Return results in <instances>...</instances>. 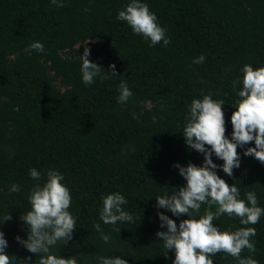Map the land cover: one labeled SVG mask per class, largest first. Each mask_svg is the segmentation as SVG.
Segmentation results:
<instances>
[{"label": "trees", "instance_id": "16d2710c", "mask_svg": "<svg viewBox=\"0 0 264 264\" xmlns=\"http://www.w3.org/2000/svg\"><path fill=\"white\" fill-rule=\"evenodd\" d=\"M0 264H264V0H0Z\"/></svg>", "mask_w": 264, "mask_h": 264}, {"label": "rangeland", "instance_id": "374dc122", "mask_svg": "<svg viewBox=\"0 0 264 264\" xmlns=\"http://www.w3.org/2000/svg\"><path fill=\"white\" fill-rule=\"evenodd\" d=\"M67 54H65V56H66ZM95 60H99V59H96V58H94ZM149 107L151 106V105H148Z\"/></svg>", "mask_w": 264, "mask_h": 264}]
</instances>
